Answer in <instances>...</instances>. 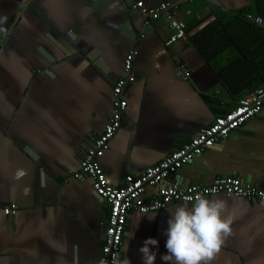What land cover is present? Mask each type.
<instances>
[{"label": "crops", "instance_id": "1", "mask_svg": "<svg viewBox=\"0 0 264 264\" xmlns=\"http://www.w3.org/2000/svg\"><path fill=\"white\" fill-rule=\"evenodd\" d=\"M131 4L0 0V264L100 261L107 203L93 194L88 177L68 173L78 171L84 148L103 131L128 52H137L136 80L123 92L120 128L99 160L113 187L164 159L264 83V0H182L176 17L186 24V37L170 47L163 46L167 22L143 28ZM180 64L186 79L178 76ZM219 176L264 190V107L164 184L208 185ZM205 198L226 200L237 215L211 264H264V203ZM11 204L16 211L5 216L2 208ZM181 205L192 203L129 211L118 260L143 264L139 249L153 238L155 264H164L169 211Z\"/></svg>", "mask_w": 264, "mask_h": 264}, {"label": "built area", "instance_id": "2", "mask_svg": "<svg viewBox=\"0 0 264 264\" xmlns=\"http://www.w3.org/2000/svg\"><path fill=\"white\" fill-rule=\"evenodd\" d=\"M150 2L151 0H132L131 10L141 15L143 28H149L152 22L164 19L170 34L163 42V46L170 47L177 41L183 40L186 37V24L176 17L182 0L160 2L157 5H151ZM246 17L250 18L249 15ZM254 22L257 25L263 24L261 18H255ZM139 37L143 38L144 34L141 33ZM136 54V50H131L125 55L123 62L125 76L118 78L113 84L112 110L103 131L94 139L91 146L84 148L78 171L68 173L75 179L82 176L88 177L91 180L93 194L108 206L104 244L97 264H113V258L118 259L121 235L129 211L156 213L173 201L193 203L186 197H194L197 194L205 197L222 194L226 197H238L264 203V190L237 176H219L208 185L183 187L177 184H164L165 180L174 175L183 165L190 163L195 157L213 147L220 139L227 137L230 132L261 111L264 107V83L238 97L231 110L213 119L207 127L200 129L189 141L171 151L158 163L147 167L139 174H128L119 187L108 184L99 160L119 130L122 115L127 108V100L123 92L136 80L132 69ZM178 76L181 79L189 76V71L182 64L178 66ZM151 189H155L154 194L146 197ZM15 211V204L2 208L5 216L14 215Z\"/></svg>", "mask_w": 264, "mask_h": 264}, {"label": "clouds", "instance_id": "3", "mask_svg": "<svg viewBox=\"0 0 264 264\" xmlns=\"http://www.w3.org/2000/svg\"><path fill=\"white\" fill-rule=\"evenodd\" d=\"M186 199L193 201L190 209L181 205L168 210L167 254L162 255L161 260L164 264H211L225 239L233 234L231 225L237 219L236 209L230 208L224 199L209 200L202 194ZM150 246H158V241L149 238L143 242L139 249L143 264H155L156 252ZM113 264H130V260L121 262L114 257Z\"/></svg>", "mask_w": 264, "mask_h": 264}, {"label": "trees", "instance_id": "4", "mask_svg": "<svg viewBox=\"0 0 264 264\" xmlns=\"http://www.w3.org/2000/svg\"><path fill=\"white\" fill-rule=\"evenodd\" d=\"M222 80H223V82H225V86L227 87V89L229 90L231 95H233V94L237 95L238 94V91L233 88V83L230 80V78L223 75Z\"/></svg>", "mask_w": 264, "mask_h": 264}]
</instances>
